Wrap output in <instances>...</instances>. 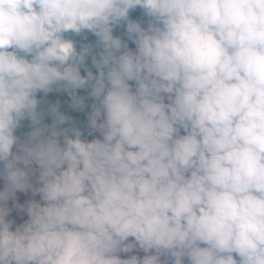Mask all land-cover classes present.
Wrapping results in <instances>:
<instances>
[{"label": "clouds", "instance_id": "obj_1", "mask_svg": "<svg viewBox=\"0 0 264 264\" xmlns=\"http://www.w3.org/2000/svg\"><path fill=\"white\" fill-rule=\"evenodd\" d=\"M0 264H264V0H0Z\"/></svg>", "mask_w": 264, "mask_h": 264}, {"label": "rangeland", "instance_id": "obj_2", "mask_svg": "<svg viewBox=\"0 0 264 264\" xmlns=\"http://www.w3.org/2000/svg\"><path fill=\"white\" fill-rule=\"evenodd\" d=\"M17 195H18V198L21 200V202H23L25 199L28 198V197H26V196H24L23 194H20V193H18ZM20 215H25V214L21 213ZM13 216H16V213L15 212L13 213Z\"/></svg>", "mask_w": 264, "mask_h": 264}, {"label": "trees", "instance_id": "obj_3", "mask_svg": "<svg viewBox=\"0 0 264 264\" xmlns=\"http://www.w3.org/2000/svg\"><path fill=\"white\" fill-rule=\"evenodd\" d=\"M48 122H50V120ZM14 217H16L17 222H22V220L27 219V216L25 215H19V216H14Z\"/></svg>", "mask_w": 264, "mask_h": 264}]
</instances>
